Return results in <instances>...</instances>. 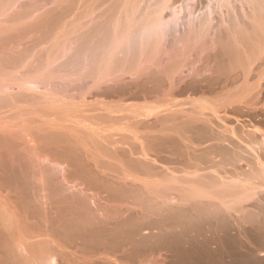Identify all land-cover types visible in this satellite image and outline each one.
<instances>
[{"label":"bare ground","instance_id":"obj_1","mask_svg":"<svg viewBox=\"0 0 264 264\" xmlns=\"http://www.w3.org/2000/svg\"><path fill=\"white\" fill-rule=\"evenodd\" d=\"M245 1L247 2V0ZM229 3V0H208V4L205 6V9L208 11H206L207 15L205 16L206 18H204L206 19V21L209 19L208 26H210L211 22H214V14L216 12H220L223 9L227 10V6H230ZM232 8L229 9L232 10ZM191 9H193V6L191 7ZM225 14L229 15V13ZM173 15L172 17L170 16L169 19L172 23L170 25L164 24L165 26L162 27L163 34L165 35L167 33L170 34L171 32H175L177 26H180L179 22H181L182 20L181 18L179 19V14L175 16ZM188 16L190 17V14ZM194 18L196 17H192L193 20H191L190 25L193 24ZM201 18L202 17H200V19L198 17L196 18V21L200 20L198 24L204 22ZM208 28L210 29V27ZM206 31L208 32V30ZM206 31L205 33H207ZM218 31L216 30L213 34L215 35V37H213L214 39H212V41L210 40L211 42H207L205 39H202L205 40V42H202V40L199 39L202 43L197 44L198 46L190 47L189 45H187L190 47L189 50L185 51V49L188 48L184 49L185 52L182 50L185 54H187V57L185 58L182 57L183 55H180L182 58H177V56H179V52L176 56V53H174L173 51L171 53L167 50L171 54H168L167 52V57L166 54H164L165 56H163L162 59L166 57L168 60L171 59V61H169L166 66H164V69L162 68L163 72L160 71V74H156L155 71L154 73L152 72V74H150L151 72L149 73V71L151 70V68L148 72L142 69L144 73L140 74V76H138L139 74H136L138 77L129 83H122V81H118L117 83L114 82L115 84H113L111 89L120 94L122 92L136 90L144 91L142 92V94L144 93L145 95L148 94V92L153 95L158 94L161 90L163 92V89L166 85L169 86V89L167 88L168 94H166L169 95V97L167 98V96H164L165 99H163V97L156 100V104H154L156 102L154 101V103H152L154 104L153 106L151 105L144 108V114L140 113L141 115H139V113L136 114L134 111V115L130 112L131 114H128L129 116H126V114L123 115L121 112H119L120 109H118L117 107V109L111 110L110 108H108L103 110V112L100 111L101 113L96 112L97 114L87 119L90 122L93 121L95 123H99V125L101 126V128L99 129H95L97 125L92 126L95 127L94 129L91 128V130L93 131H88L90 127H86V124L82 125V119L80 120V118L79 120L81 121V124H79L82 128L83 126L85 128L84 130H82L79 127V131L77 130V125V131H66L67 129L63 131L64 129H61L59 126L61 123L58 125L56 122H51L49 125L45 124L46 126H48V129L46 131L44 130V132L40 133L39 135L37 134V136H33V134L31 135L30 133L28 134L26 132V134L30 136L29 138L33 136V139L39 141L38 146H34V150L24 147V144L22 143L23 141L21 139V137H23L22 135H13L11 134V130V133L0 132V193L4 192L0 196V223L2 224V227L0 228H3L1 239L3 242H16L17 244L19 242V246L15 247L18 253L14 252L18 254L17 256H20L18 257L19 264H27L31 262L32 264H59V260L57 261L58 257L56 256V258L55 256H50L51 250L49 247L45 246V248L42 250L45 254L47 253V255H45L46 259L44 257L40 258L38 259V263L36 261H29L30 257H28V253L24 249L23 245L20 246V242H29V239H27L26 237L30 235V232H36L37 230H39L45 236L43 238H39L38 240L40 242L46 241L48 243L61 242L63 240H66V238L70 239L71 243L73 241L141 242L140 240H138V237H142V230L155 231L153 236L151 234V237L154 238V241L158 242H172L175 238H178L180 242H189L191 240H198L199 237L201 238V240H203V242L205 240L210 241L211 238H213L212 236H214V234H217L219 231H222L223 229L224 231H226L228 229L227 231H229L230 233L231 230L235 228L232 227L234 224L232 225V222H229L231 219L229 221L227 220V214L225 215L224 212L227 210L226 213H228L231 210V208H229L230 206L227 207L230 210H223V208H221L223 207L222 205H224L222 202H225L227 197L229 198V196L238 199V201L240 202V204L236 207H232L235 211H238L240 220L239 222L237 221L238 224L234 226L238 227L242 223L245 225L249 224V226L252 225L251 228H255L256 231L258 230V228L264 226V211L260 209L261 207H263L261 205H264V165L259 164V159H261L260 153H262L264 150V133L263 135L261 134L260 137H256L257 135L254 136V134H258L257 131L254 132L253 136L247 135L239 137L232 129V131H230L229 133H227L225 130L222 132L219 131L220 133L218 131L215 132L216 130L213 129L217 128L218 126H215L216 124L213 122L212 116H207L206 113L208 112L211 115L215 116L218 108H208L206 102L203 101L193 102L189 105V110L185 112L175 109L162 115H158L156 113L158 112L157 110L159 108L170 103V96H172L173 94L179 95L181 94V91L186 90H190L192 93H198L203 88H206L209 92H213L216 89L223 88L229 83L232 84L233 81L237 80V66L241 67L247 64L249 65L253 58V49H251L253 46H248L249 39L247 42L241 34H235L234 36H232V34V37L229 38L227 34L225 35ZM133 35L134 34L132 33V36ZM130 36L128 37L129 39ZM129 39L128 43L129 46H131V42H129ZM197 42L200 41L197 40ZM145 43L146 42H144V44ZM159 57L157 59H159ZM160 62L163 61H157V63ZM187 62L190 64L189 66L191 68V71L189 76L184 77L186 79L182 80L183 77L179 76H181L180 74L185 68L186 70L188 69V67H186ZM207 91L205 92V94H207ZM18 99L23 98L21 96ZM25 99H28V97L24 96V100ZM2 100L0 101V107H2V105H6L8 102H4V100ZM216 102L217 101H215V103ZM234 102H236L235 104H238L241 107L247 106L245 105V102ZM231 105L232 104H229V107H231ZM66 112L67 111L65 110V113ZM213 118L215 119L216 116ZM124 119H129L130 121L128 120L127 123L125 120L126 124L124 121V125L120 124L121 120ZM148 120L150 121V123L143 122ZM117 123L119 124V127L117 125V127H115L116 129L113 130V125ZM87 125L91 126L88 123ZM99 125L97 127H99ZM62 126L63 125H61V127ZM132 128L135 130H133ZM115 130L116 133H113V131ZM115 134L118 135L116 136ZM232 137L234 139H238L239 142L241 141L242 145L243 143H246L244 145H246V149L249 151L250 156L253 155V161L256 163L254 167H252V165L250 164L251 159L246 156L248 152H245V149H240V146L237 144V142L235 143L233 141ZM28 139L26 138V142ZM33 139L31 138V140ZM206 142H210V145H205L206 147L204 146V149L201 147V145ZM117 145H120L118 146L120 147V149L121 147L125 146L127 150H118L115 147ZM150 156H153L154 159L150 158ZM240 162H247L248 166L251 165L249 169L247 168L246 173L237 171V164ZM217 163H219L220 165L230 166V168H232L231 172H227V177L230 178L229 181H226L228 179L225 180L223 176H220L221 174H219L217 168L220 169L221 167ZM210 167L214 171L207 172L208 170L206 168L211 169ZM203 169L204 171H202ZM239 174H243L247 181L250 180V184L252 183L255 187L251 188L249 187V184H241L239 183V181L238 183H235V177L237 178ZM250 188H254L255 190L257 188L262 189H258L259 191H252ZM260 191L263 193H261ZM100 194L104 195L105 198H113L115 199V201L125 203L127 205V211H124L125 213L116 211V208L112 209L113 207H115V205H111L109 203L107 204V202L106 204L103 203L106 207H104L103 209L102 207L98 208L95 200H98L97 196ZM225 196L227 197L224 198ZM216 197L223 198H219L221 200L218 199L219 202L215 204L217 200ZM6 198L19 200L22 207L26 209V211L23 212V215L18 216V214L14 213V206L11 204L16 201H13L11 204H9V202L5 200L7 201V203H5L4 199ZM214 199L216 200L214 201ZM222 199H224V201H222ZM250 201L252 202L251 209L248 208V210H245L244 208L243 210L240 205L242 203L246 204ZM121 205L118 206H120L121 208ZM235 213L237 215V212ZM57 215H61V218L59 217L60 220H58L59 218L57 219ZM228 217H230V215ZM237 219L238 218H236V220ZM55 224L60 225L57 226ZM53 225H55V229H53V231L51 230L53 232V234L51 235L52 232L49 233L50 231L48 232V230L50 226H52L53 228ZM22 228H24V231H20V229ZM260 229L261 231H264L262 230V228ZM15 230L17 232H15ZM258 233L260 234V231ZM38 234L40 235L39 232ZM49 236H54L55 239H50ZM148 239L149 237H147V240ZM260 239L263 238L261 237ZM147 240L146 242H149ZM17 244L15 246H17ZM46 246H48V244H46ZM18 248L20 249V251ZM21 252H24L25 255L20 254ZM31 254L29 255L31 256ZM61 262L63 264H71L70 261L69 263L63 259Z\"/></svg>","mask_w":264,"mask_h":264},{"label":"rangeland","instance_id":"obj_2","mask_svg":"<svg viewBox=\"0 0 264 264\" xmlns=\"http://www.w3.org/2000/svg\"><path fill=\"white\" fill-rule=\"evenodd\" d=\"M116 1L115 0H97V1L96 0H0V44H1L0 45V82H1L0 101L2 99L4 100V102L8 101L6 105H2V107H0V132L11 133L12 131L11 134L13 135H17V134H19L20 136L22 135L23 137H21V139L23 141L22 143L24 144V147L34 150L33 149L34 146L36 145L38 146L39 141L33 139V136L34 135L37 136V134L39 135L40 133L44 132V130L46 131L48 129L47 128L48 126L46 125H49L51 122H56L58 125L61 123L59 126L61 129L62 128L64 129L63 131H65L66 129H67L66 131L69 130L79 131V127L82 130H84L85 128L84 126L82 128L80 125L82 121V125L86 124V127H90L88 131H93L91 130V128L94 129L95 127L92 126H96V125L98 126L99 123H95L93 121H91L92 122L91 123L87 119L91 118V116L97 113L103 112V110L105 109L110 108L111 110L118 108L120 109L119 112H121L123 115L126 114V116H129L131 113H133V115L135 113L136 114L139 113V115H141L140 113L144 114L143 112V110H145L144 108L151 105L153 106L154 104L157 103L156 100L163 98L164 96L165 97L167 96V98L169 97V95H166L168 94L167 88L169 86L166 85L165 88L163 89L164 90L163 92L161 90L158 94H153V95H151V93L148 92L146 96L144 93H143L144 95L142 94V92L144 91H136V90H133L135 94L133 93L132 90L129 92H122L121 94L117 93L111 89L113 84H115L114 82L117 83L118 81L119 82L122 81V83H129L135 80V78H137L138 76H140V74H143L144 71L148 72L150 68H151V70L149 71V73L151 72L150 74H152V72L154 73V71L156 74H160V71L163 72L162 68L164 69L165 68L164 66H166L168 62L171 61V59L168 60L166 57L168 54H171L172 51L176 53V56L177 53L179 52V56H177V58L178 57L185 58L187 57V54H185L184 52L188 51L191 46H198L197 44H201L203 41L205 42V40L207 42H211L212 39H214L213 37H215V35H213L215 31L220 30L218 32L223 33L225 35L227 34L229 38H231L235 34H241L247 42L249 39L248 46L249 47L253 46L251 48L253 49V58L249 63V65L247 64L241 67L237 66L236 69L237 80L235 79L236 81H233L232 84L229 83L227 86L223 88H218L215 91H213L214 93L207 91L206 88H203L201 89V91L203 92L199 91L198 93H192L190 90H186V91H181L180 92L181 94L179 95L173 94L172 96H170L171 99V101L169 99L170 103L166 106L159 108L157 110L159 113L158 112L156 113L158 115H162V114H166V112L175 109L185 112L189 110L188 107H190L189 105L192 104L193 102L203 101L206 102L208 108L210 107L218 108V111L215 115L216 116L215 119L213 118L215 117L214 115H211L208 112L206 113L207 116H212V120L216 124L215 126L216 127L218 126L217 128L213 129L216 130L215 132L217 131L222 132L225 130L227 133H229L230 131L233 130L236 133V135H238L239 137L241 136L243 137L247 135L253 136L254 132L257 131L258 134H254V136L257 135L256 137H260L261 134L263 135L264 133V0H257V1L249 0L250 2L248 0L247 2L245 0H239V1L229 0L230 3L232 2L231 4L229 3L231 7L227 6L228 9L221 10L223 11V12L220 11L221 13L216 12L217 15L216 13L214 14L213 17L214 22L213 23L211 22L210 26H208L209 19L207 21L206 19H204L206 18L205 16L207 15L206 11H208L205 9V6L208 4V0H116ZM256 3L259 5H257ZM249 4L251 5V8ZM192 6L193 9H191ZM229 8L230 9L232 8V10H230ZM183 12H185V14ZM188 13L190 14V17L188 16L189 15ZM225 13H229V15ZM177 14H179V19L181 18L182 20V21L180 20L181 22H179V25L180 23H182V26H177L176 31L174 33L171 32L172 33V34L170 33L171 35L167 33L166 35L169 34L170 36L169 35L166 36L165 34H163L162 27H164L166 24L170 25L172 23L169 20L170 16L172 17V15L175 16ZM192 17H196V18L198 17L199 19L200 17H202L201 19L204 22L202 21L203 23H200L201 24L200 25L198 24L200 20L196 21V18H194L192 24L193 26H192L190 25L191 20H193ZM208 27H210V29ZM205 29L208 30V32ZM205 31L207 33H205ZM132 33L136 36V43L134 45L133 50H132V46H129L128 43V39H129L128 37L130 35L132 36ZM199 39L201 40L205 39V40H202L201 42V40ZM197 40L200 42H197ZM144 42L146 43L144 44ZM99 43L101 44V46L99 50L96 52V55H94L93 57L91 56V58H89V56L87 55L89 50L97 46V44ZM187 45H189L190 47ZM167 50L171 53H169ZM77 52H79L78 53L79 61L76 64L71 63L69 65H66L65 62L67 61V59L73 56L74 54H76ZM164 54H166V57L162 59V57L165 56ZM180 55L183 56L181 57ZM158 57L159 59H157ZM156 60L157 61L162 60L163 62L157 63ZM186 65L188 69L186 70L185 68L183 72L180 74L181 76H179V77H183V79L181 78L182 80H185L186 78L184 77H188L191 71V68L189 66L190 64L187 62ZM136 74L139 75L137 76ZM92 77L95 79H93ZM235 90H237L238 92ZM206 91L207 94H205ZM21 96L23 99H18ZM24 96L28 97L29 100L28 99L24 100ZM165 97L163 99H165ZM154 101L156 102L154 103ZM215 101L217 102L215 103ZM234 101L245 102V105L247 106H245L246 108L241 107L240 105L235 104L236 102ZM217 103L219 106L217 105ZM229 104H232L231 107H229ZM219 108H221L222 110ZM65 110L67 111L66 113ZM79 118L80 120L81 119L82 120L80 121ZM125 120L126 119L121 120L120 124L124 125L123 121L125 122ZM128 120L129 119L126 120L127 123ZM143 122L150 123L149 120ZM87 123L90 124L91 126L87 125ZM61 125L63 126L61 127ZM76 125L78 126L77 130H76ZM117 125L119 127L118 123L113 125L114 126L113 130L116 129L115 127H117ZM97 126L95 129L101 128L100 125L99 127ZM6 130H8L9 132ZM26 132L28 134L30 133L31 135L33 134V136H31L33 140L29 138L30 136L26 134ZM113 133H116V130L113 131ZM23 134L26 136L27 139L29 138L31 142L29 139L26 142V138ZM115 135L117 136L118 134ZM233 141L235 143L237 142V144L240 146V149H245V152H248L249 154V151L246 149V145H244L246 143H243L242 145V142L241 141L239 142L238 139L236 138L235 139L233 138ZM209 143L210 142L208 143L206 142L202 144L201 147L204 148V146L207 144L209 146L210 145ZM118 146L120 145L115 146L116 149L118 150H127L125 146L121 147V149ZM263 152L260 153L261 159H259V164L262 165H264ZM248 154H246V156L251 159L250 164L252 165V167H254L256 163L253 161L252 158L253 155L250 156V154L249 155ZM150 158L154 159L153 156H150ZM238 164H237L238 167L236 169L238 172L241 173H246L247 168L249 169V167H251V165L248 166L247 162H240ZM220 167L223 168V169L217 168V171L219 172V174H221L220 176H223L225 180L228 179L226 181H229L230 178L227 177L228 174L227 172H231L232 168L226 165H220ZM208 168H206L208 170V171L206 170L207 172L214 171L212 170L211 167H210L211 169ZM202 171H204V169ZM238 181L241 184L242 183L246 185L249 184L250 185L249 187L251 188L255 187L252 183L250 184L249 182L250 180L247 181V179L243 176V174L241 175L239 174L237 178L235 177V183L236 182L238 183ZM258 189L261 190L262 188H257L256 190L253 188L251 190L259 191ZM2 193H0V196ZM226 197L227 196H225L224 198ZM219 198H223V197H219ZM219 198L216 197L217 200L214 199V201L216 200L215 204L219 202V200H221ZM12 199L13 198L11 199L6 198L4 199V202L7 203L8 201L9 204H11L13 201H16L13 202L14 204L13 203L11 204L15 207V209L13 207V212L15 211L14 213L18 214V216L23 215V212L26 211V209L22 207L19 200H15V199L12 200ZM97 199L98 200H95V203L97 204L98 208L102 207L103 209L104 207H106L103 203L106 204L107 202V204L108 203L111 205L114 204L115 207H113L112 209L116 208L115 209L116 211H119L121 213H125L127 211V207H126L127 205L123 202L120 203L118 201H115V199L113 198H105L104 195L101 194L97 196ZM222 201H224V199H222ZM222 203L226 206L222 205ZM222 203L221 205L223 207L221 208H223V210L228 209L227 207L229 206H230L229 208H231V210L228 209L230 210L228 213H226L227 210L224 211L225 215L226 214L228 216L230 215V217L226 215L227 220L229 221L231 219L229 222L230 223L232 222L231 223L232 225L233 224L237 225L238 224L237 221L238 222L240 221L239 214L238 211H235L232 207L234 206L236 207L237 205L240 204L238 199L229 196V198L227 197L226 201ZM251 204L252 202L250 201L246 204L242 203L240 206L243 208V210L244 208L245 210L246 209L248 210V208L251 209ZM118 205H121L122 207L120 208V206ZM261 206L263 207H261L260 209L264 211L263 209L264 205ZM235 212H237V215ZM58 215H57V219L61 216ZM60 218L58 220H60ZM236 218L238 219L236 220ZM242 224H240V226L238 227L233 225L232 227L235 228L234 229L231 228L233 230H231L230 233L229 231H227L228 229L226 231H224L223 229L222 231H219L217 234H214V236H212L214 239L211 238L210 241L207 240H205L207 242L204 241L205 243L210 244V249L206 248L205 250L201 248L200 252H197L190 257L186 256L179 248L181 242L184 241L180 242L178 238H175L172 242L154 241V238L151 237V234L153 236L155 231H149V230L141 231L142 237H138V240H140L141 242L73 241L72 243L70 242V239L67 238L66 240H63L61 242H49V243L46 241L40 242L38 239L41 237L43 238L45 236L43 235V233L37 230L36 232L35 231L30 232V235L26 237L27 239H29V242L28 241L20 242L21 244L20 246L23 245L24 249L28 253L27 255L28 257H30L29 261L30 262L36 261L37 263L39 261L38 259L43 257L45 258L46 257L45 255H47V253L45 254L42 249H44L45 247H49L51 250L50 256H55V257L57 256L58 257L57 261L59 260V264H63L61 262L62 259L65 260L66 262L70 261L71 264L73 263L74 264H80V263L81 264L82 263L83 264L84 263L85 264H99V263L100 264H109V263L110 264H114V263L116 264H264V235H263L264 231H261L260 229L262 228V230H264V226L258 228V230L256 231L255 228L254 229L253 227L251 228L252 225L249 226V224H246L248 225L246 226L245 224L243 225ZM55 225L58 226L60 224H55ZM55 225H53V228L52 226L49 227L48 230V232L50 231L49 233H51L53 229H55L54 228ZM241 225L242 227L244 225L245 226L242 228ZM0 227H2L1 223H0ZM23 229L24 228L20 229V231H24ZM2 230L3 228H0V240H1L0 264H19L18 257L20 256H17L18 251L15 248L19 246V242L18 244L16 242H3L1 239V234L3 233ZM259 231L260 234L258 233ZM15 232L17 231L15 230ZM38 232L40 233V235L38 234ZM52 234L53 232L51 233V235ZM147 237H149L150 240L149 239L147 240ZM261 237L263 239H260ZM49 238L55 239L54 236L52 237L49 236ZM145 239L149 242H146ZM32 240L35 242H33ZM189 242H194L196 247L199 248V246L202 245L203 240H201V238L199 237L198 240L197 239L191 240ZM14 243H16L17 246H15L16 244ZM46 244H48V246H46ZM40 252L42 253V255ZM20 254L25 255L24 252H21ZM29 254H31V256ZM27 264H32V262Z\"/></svg>","mask_w":264,"mask_h":264},{"label":"crops","instance_id":"obj_3","mask_svg":"<svg viewBox=\"0 0 264 264\" xmlns=\"http://www.w3.org/2000/svg\"><path fill=\"white\" fill-rule=\"evenodd\" d=\"M179 248L186 256L190 257L195 253L200 252L201 248L205 250L206 248L210 249V244L203 242L202 245H200L199 248H197L194 242H181Z\"/></svg>","mask_w":264,"mask_h":264},{"label":"water","instance_id":"obj_4","mask_svg":"<svg viewBox=\"0 0 264 264\" xmlns=\"http://www.w3.org/2000/svg\"><path fill=\"white\" fill-rule=\"evenodd\" d=\"M183 13L185 14V12H183ZM180 26H182V23L180 24ZM129 42H131V46H132V50H133L134 45L136 43V36L135 35L130 36ZM100 46H101V44L99 43V44H97V46H95V47H93L92 49L89 50V52L87 54L89 56V58L91 56L93 57L94 55H96V52L99 50ZM78 53L79 52H77L76 54H74L73 56H71L70 58H68L67 61H66V65H69L71 63L76 64L79 61V54Z\"/></svg>","mask_w":264,"mask_h":264}]
</instances>
